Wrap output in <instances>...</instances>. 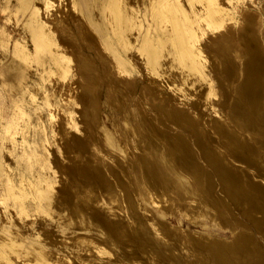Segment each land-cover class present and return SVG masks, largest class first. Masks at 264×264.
I'll return each mask as SVG.
<instances>
[{"label":"bare ground","instance_id":"6f19581e","mask_svg":"<svg viewBox=\"0 0 264 264\" xmlns=\"http://www.w3.org/2000/svg\"><path fill=\"white\" fill-rule=\"evenodd\" d=\"M31 1L15 0V3L18 11L24 12L26 9L29 12L23 24L33 45L34 62L38 70H44L45 74L56 71L55 74L61 77L65 76L69 70V56L63 49H60L51 31L46 27V22L39 19V7L32 5ZM40 1L47 9L52 4L50 0ZM219 2L217 0H71L70 3L76 14L97 32L101 43L109 52L108 55L112 57L117 71L125 73L127 70H132L130 67L133 65V59L130 56L133 55L130 52L134 49L148 72L157 77L160 82L172 86L175 91H180L183 94L187 92L185 88L187 85L195 88V90H191L196 91L197 98L191 104L198 107L201 104L199 100L215 93L212 79L208 76L207 69L205 70L206 56L208 55L204 53L207 51L204 52L205 49L203 50L199 44L200 36L206 32L200 27L199 21L203 19L206 21L207 27L216 29L223 25L224 17L228 15L234 18L235 16L234 10L237 4L233 3V0H228V4H232L230 7L223 6ZM92 10L95 12L92 13ZM85 33L91 36L90 33L86 31ZM252 37L254 38V36H249L246 31L240 33L241 41L239 40V42H241L246 56L244 55L245 60L240 62L242 65H239L240 69H238L240 70V81L237 84L234 83L233 89L231 87L235 97L233 100L231 97V106L225 109L227 110V112L225 111L226 120H223L224 122L217 120L208 122L211 124H208L209 128L214 130L211 132L217 135L216 141L219 148L215 146L216 144H211L210 140L208 141L209 137L212 138L213 133L211 135L209 133V137H206L205 129L201 131L198 126L196 129L193 128V137L191 136L193 146L197 148L201 159L207 163V168L202 166L200 161L198 162L200 158L196 155L197 151L195 152L193 149L191 141L187 140L189 138L185 139L181 136L183 134L179 135L178 129L176 134L175 129L171 126L176 135L166 130L162 131L160 128H156V124L153 125L156 120L153 122L148 120L149 113L146 116L144 112L140 113V110V114L137 115L135 111L130 110L129 107L132 104L125 105V101L133 93L132 87L131 90L127 89L122 86L120 80L112 79V76L105 72L103 80L108 84L109 97L115 99L120 105L119 107L115 104L117 108H120L121 116H123L120 123L116 121L117 137L111 136L102 123H99V126L94 130L91 129L84 138L69 139L68 147L74 156L79 158L78 160L69 165L68 162L72 158H69L66 164H63L64 160L62 164H60L61 162L55 163L56 169L52 167L51 172L46 171L43 176L36 172L35 180L29 179L25 182L29 187H34L33 198L36 199L41 214L45 213L50 216L51 221L47 226L44 225V235L36 238L32 235L31 227L27 225L29 222L21 224L10 214H8V219L1 217L5 221L0 224V254L3 256L5 253L12 254L16 259L30 264H50V262L62 264H187L185 262L187 259L183 258L185 253L182 254L180 251L185 246H181V241H178L179 237L176 236L175 229L166 225L162 214H158L151 207L147 208L148 201L156 203V199L159 198L163 200L162 202H171L168 199L170 200L172 195L177 203L180 199L188 203H185L189 205L188 208L185 207V214L192 216L203 214L211 219L221 217L222 214L219 213L223 212L224 207L230 208L231 202L251 221L253 220L254 227L257 225L259 229L258 233L261 234L259 232L261 230L263 234L264 185L260 184L261 182L251 181L247 172L244 173L240 168L237 169L228 160V158H234V160L245 162L248 166L249 163H254V159H258L261 165H264V51ZM135 41L139 42L136 49ZM15 54L22 60L30 56L17 43L15 44ZM209 57L211 58V55ZM219 62L217 63L219 64ZM17 63L12 60L6 64L5 71L13 79H19L23 75L22 67ZM45 64L47 66L44 68ZM214 66L216 67V65ZM230 67L228 68L231 69V73H234V69L238 68L233 67L232 72V66ZM224 68L222 71H229ZM215 70L220 71V68H215ZM222 71L221 73H223ZM230 74L229 78L233 76ZM222 78L224 77L222 76ZM228 79H223V81L227 82ZM226 82L225 85L228 84ZM42 93H44L42 100L45 104L53 106L52 94L45 93V91ZM224 99L228 98L224 97ZM225 102L224 104L229 103ZM97 104L99 105V103ZM228 105H225L226 108ZM139 109L142 108L138 107ZM98 111L100 112V109ZM172 111L168 112L173 113ZM170 113V117H167L168 114L163 116L167 117L168 119L165 120L169 122L173 119ZM174 114L176 115V112ZM178 115L182 118L185 116ZM159 117L160 123H162L163 117ZM182 118L178 119L183 120ZM174 121H171V124ZM183 121L186 122L185 117ZM164 124L168 125L166 122H163L162 125ZM170 125L168 126L170 127ZM185 125L186 123L181 125L184 127L182 129L186 128ZM187 125L190 126L188 123ZM188 129L190 128L188 127ZM1 136L4 142L7 136L4 132L1 133ZM91 140L96 141L102 151L107 150L105 152L114 158L118 169L109 166L105 172L101 169L102 167H96L93 160L86 159L82 148H86ZM5 147L7 148L6 145ZM43 147L45 148V146ZM58 149L62 152L61 154L67 152L62 146ZM44 150L46 151V148L38 158L41 161V163L39 162L40 167L51 168L48 163V155ZM139 150L148 155L151 162L149 160L148 163L147 159L149 158H146L147 161H143L138 155ZM8 152H11L9 148ZM1 157L2 154H0L2 195L8 196L6 200L3 199V203L10 206L14 199H26L29 194L21 190V184L16 185L11 174L4 173ZM64 157L66 158L67 155ZM197 158L199 159L197 160ZM122 161L124 164L121 163ZM256 164L258 165V163ZM250 166L254 165H249L248 168ZM241 169L244 170L243 167ZM263 170L258 168L255 172L261 176L264 174ZM57 173L60 174V182L58 180L60 187H57L55 191L52 190V183L55 181ZM3 176L5 177L3 178ZM23 179L26 180L24 177ZM215 181L219 183L220 194L214 190ZM170 194L172 195L170 196ZM180 202L182 203V201ZM24 204H21V208L16 204L18 206L16 208L27 215V206ZM229 217L230 215L224 218ZM224 221L226 223V220ZM228 221L231 223L232 220L228 219ZM236 222L239 223L237 219ZM243 226L234 229L232 237L228 240L201 234L198 236L188 235V231L184 232L193 239L192 241L195 242H192L193 244H203L200 249L205 252V256L208 254V257H205L208 259L205 260L208 264H252L246 260L247 256L252 252L258 253L259 250H263L260 246L258 250L256 245H253L254 241H257L256 238L252 235L255 238L253 239L252 233H248ZM179 231L181 234V229ZM177 234L179 233L177 232ZM187 244L185 243V245ZM198 248L195 250H199ZM190 249L193 248L190 247ZM263 252H261V256ZM262 257L264 258V255ZM262 257L258 264H264ZM2 259L0 258V261ZM254 259L258 261L256 255ZM5 262L7 263L6 260ZM202 262L200 263L202 264Z\"/></svg>","mask_w":264,"mask_h":264},{"label":"rangeland","instance_id":"374dc122","mask_svg":"<svg viewBox=\"0 0 264 264\" xmlns=\"http://www.w3.org/2000/svg\"><path fill=\"white\" fill-rule=\"evenodd\" d=\"M35 1L36 0H32L30 3L32 5H37L39 7V12H38L39 19L42 20V22L44 23L46 22L45 23L46 27H48L49 30L51 31L60 49H63L66 55L69 56V63H68L69 72L67 71L65 76L61 77L58 74H55L57 73L56 71H53L54 73H49V74L46 73L47 74L46 75L44 73V70L42 71L38 70L32 55L33 45L29 33L23 24V21L25 20L29 12L26 9H24V12L18 11L16 9V3L14 0H0V146H1L0 154H2L1 162L4 166V173L11 174L14 177V181L16 185L19 186V184H21L20 185L21 190L29 194L27 195L26 199L25 198L23 200L14 199L12 201V205L10 206L6 205L5 202L4 204L3 199L6 200V197L8 196L4 197V195H2L3 193L2 185H1L2 182L0 179V194H1L0 224L3 221H5V219H8V214H10L13 217H15L14 219L16 221L18 222L20 221L21 224H27L29 222L27 225L31 227V232L33 233L32 235L34 237L39 238L40 236H43L44 225L47 226L50 223L51 218L50 216L46 215L43 212H42L43 214H41V210L38 208V203L36 199L33 198L34 187H29L25 182L29 181V179L35 180L34 177L36 175V172L40 173V175L42 176L43 174H46V171L51 172L52 167L53 168L57 167L56 164H59L60 162H61L60 164H62L63 160H64L63 164H66L68 159L72 158L71 161L68 162V165L78 160L79 158L74 156V153L68 147L69 139L84 138V136L88 132H90L91 129L93 130L96 129L99 126V123L100 124L102 123V126L108 131V133L111 136L117 137L115 132L116 125L117 122L120 123L122 121L123 116H121L122 114L119 108L120 105L116 102L115 99H113L112 97L110 99L109 97L110 95L108 94V90H107L108 84L105 80H103L104 79L103 76L105 75L104 74L105 72H107L110 76H112V79L120 80L122 86L126 87L129 90L132 89L133 93H131V95L128 97L130 101L128 99L125 101V105L130 106L129 104H132L129 107L130 110L135 111L137 115L144 112V114L147 116L149 113V115L147 116L149 118L148 120L151 122L156 120L153 122V125L156 124L155 126L157 129L160 128V130L162 131L166 130L169 133L171 132V134L173 133V129H175L174 132L176 134L177 131L179 130L180 133L178 134L179 135L183 134L181 136H183L185 139L189 138L187 140L191 141L190 143L193 149L195 150V152L197 151L196 155L200 158V159L197 158V160L199 159L198 162L200 161V164L202 166L204 165V167L207 168L208 166L207 163L204 162L203 159H201L197 148L193 146L194 145V143H192V139H193L192 137L194 132L193 128L196 129L197 128L196 126H198L201 129V131L205 129L204 135H206V137L207 136L209 137V133L211 135L214 132V130H211L212 128H209L210 126H208V124L214 120L220 122H224L226 120L227 116L225 111L227 112V110L225 109H228L231 106L230 105L232 102L230 100L231 97L232 100L235 97V95L232 94L233 93L232 89L234 85L239 83L240 81L239 80L240 70L238 69H240V66L242 65V63L240 62L245 60L244 57L245 54L243 52L244 48L241 42H239L240 33L246 31V33H248L249 36H254V38L252 37L254 39V42H256L259 45L260 49H263L264 51V0H233V3L237 4L235 5L236 9L234 10V15H235V16L233 15L234 18H231L227 15L228 16V17L226 16L227 18L224 17L223 25H221L216 29H211L207 27L206 21L200 19L199 25L206 32L200 36L201 41L199 42V44L203 50L205 49L204 52L207 51L206 53H204L208 55L206 56L207 61H206L205 70L207 69L206 72L208 76L212 79V87L215 93L210 94L209 97L199 100L201 104L198 107H194L191 104V102L197 98L196 91L195 92L192 91L195 90V88H192L190 85H187V87H185L187 89V92L183 94L180 91H175L172 86L170 85L167 86L165 85V83H162V81L160 82L157 77H155L154 75L148 72L143 62L141 61L138 53L134 49H132L130 52L133 55L130 56L133 59V65H131L130 67L132 70H127L125 73L117 71L116 66L114 65L115 63L112 62L113 61L112 57L108 55L109 52L101 43V40L99 39L100 37H98V34H96L97 32L91 29V26L86 24V22L84 21V19L81 18V16H78L76 14L75 10L71 7V3H70L71 0H50L52 1L51 3L53 4V6L51 4V6H49L48 9L44 6L42 1L40 0L39 1L37 0L36 2ZM217 2H219L223 6L227 5L228 7H230L232 5L231 3L228 4L229 3L228 0H217ZM197 4L199 5V3ZM43 8L44 10H42ZM91 12L94 13L95 10L94 11L92 10ZM85 31L90 33L91 36H88L89 34L87 35ZM16 43L22 46L24 51L28 52L30 56L26 57V59L23 60L20 59L15 54ZM138 43H139L138 41L134 42L135 49ZM210 55L211 58L209 57ZM10 59L11 61L13 60L16 63L18 62L17 64H19V66L22 67L23 75L19 79H13L5 71L6 64L8 63V61L11 62ZM212 60L214 61L216 60V61L214 62ZM217 60H221L222 62L223 61L224 62L222 63L221 61L219 62ZM226 61H227V65H226ZM217 62H219L220 65ZM221 64L223 65L225 64L224 65L225 68ZM214 65H216V67ZM233 65H235L238 68L234 69L236 72L234 71V73H231L230 66H232V72H233V67H235ZM46 66L47 65L45 64L44 68ZM227 66L230 68H228ZM215 68L216 69L220 68V71L219 70L216 71ZM223 68L224 70L229 69V71L228 70L222 71ZM53 69L55 70V68ZM98 71L101 73L99 74ZM221 71L223 73H221ZM237 71L239 72V74H237L238 73ZM221 74L224 78H222ZM229 74L233 76L229 78L228 77ZM235 75L236 77H234ZM226 78L230 79V81L228 79L230 84L228 83V81L226 82V80L223 81V79ZM225 82L226 84L227 83L228 84L225 85ZM223 84L225 87L222 86ZM42 88L43 91H45V93H49L50 95L52 94L51 99L53 100L54 103L53 106L46 105L44 100H42L44 94L42 93L43 92ZM189 93L190 94L192 93L191 96ZM224 97L228 98L227 99L228 101L225 100ZM98 100L100 101L98 102ZM107 102L110 103L108 104ZM224 102L225 103L229 102L228 103L229 105L224 104ZM96 103H99V105L101 104V106H99L98 104L97 106ZM56 104L58 105L56 106ZM115 104H117L119 107L117 108ZM93 105L96 107H94ZM225 105H228V107L226 108ZM138 107H141L142 109L138 110ZM98 109H100V112L98 111ZM166 110L168 111L170 110V112L172 110L174 111H172L173 113H170ZM24 111H27L28 113L25 112L26 113L25 114ZM95 111L99 113H96ZM175 112L176 115L174 114ZM151 113L154 115V118ZM169 113L171 114V118H173L171 121L175 120L174 121L175 124L172 122L173 125L171 124V121L169 122L168 120H165L167 117H170ZM97 114L99 115L96 116ZM178 114L180 115L182 114L185 116H183L182 118ZM156 115L162 117L167 115V117H163V119L161 118L162 123H160L161 122V120H159L160 117L159 116L157 117ZM184 117L186 119V122L183 121ZM178 118L179 119L182 118L183 120H179ZM176 120L179 122H177ZM181 121L186 123L185 127L187 129L189 127L190 128L188 129L189 131L186 128L182 129L184 127H181V125L183 126L185 123ZM163 122L164 123L166 122V124L168 125L171 124L170 127L165 124L164 125L166 127L162 125ZM187 123L190 124V126L187 125ZM171 126L173 129L171 128ZM169 128L170 130H167ZM2 132H4L7 136L6 140L4 141L5 143L1 138ZM188 135L192 137L190 138ZM216 136L217 135L213 133L211 135L212 138L209 137L208 141L210 140L209 142L211 144L214 143V145L216 144L215 146L219 148L218 143L216 141ZM89 143L86 148L84 147H83L84 149L82 148V151L86 155L87 157L86 159L88 161L93 160L95 166L98 168L102 167L101 169L105 170V172L107 171L109 166L118 169V167L114 162L115 161L114 158L105 152L107 150L102 151L101 148H99L100 146L98 145V143H96V141L94 140L89 141ZM38 144L40 147L38 146ZM42 144L46 148V151L45 150L44 151L48 155L47 156L48 163L50 164L51 168L40 167L39 162L41 163V161L38 160V158L40 154L43 153V149H45L42 146ZM5 145L7 146V148L5 147ZM60 146L64 147L67 152L61 154L62 152H60L58 149ZM215 146L214 148H217ZM8 148L11 151L10 153L8 152ZM138 152L142 153V154L138 153V155L143 161L148 160L149 163L150 160L151 162V158H149L148 155H146L140 150ZM65 155H67L68 157V158L66 157L67 159L64 157ZM141 155L144 156L142 157ZM146 158L149 159L146 160ZM228 160L229 162H231L232 165H234V167L236 166L237 169L240 168V170L244 171V173L247 172L249 175L248 174L246 175H248L251 181L256 183L261 182L260 184L264 185V174L258 176L256 173L258 168H260L261 170L264 169V165L263 166L261 165L260 160L254 159L253 160L254 163L255 164L258 163V165L257 164L255 165L252 162L251 164L249 163V165L253 164L254 166H250L249 168H248L249 165L246 166L245 162L234 160V158L233 159L228 158ZM121 163H123V161ZM242 167L244 168V170L241 169ZM262 172H264V170ZM55 175H56L54 178L55 181L52 183L53 185L52 190L56 191V188L60 187L59 186L60 174L57 173ZM4 177L5 176H3V178ZM23 177L26 178V180H24ZM24 184L26 185L24 186ZM215 188L214 190L218 194H220L221 192L218 181H215ZM171 195L172 194H170V196ZM172 196L170 200L168 199V201L171 202H166V201L162 202L163 200L159 199L158 197L157 198L160 200V202L158 199H156V203L155 201L154 203L148 201L147 208L151 207L158 214L160 215L162 214L163 220L167 223L165 224L171 227V229L173 230L175 229L174 232L176 233V236L178 235L177 237H179L178 241L179 240L181 241L182 243L181 246L182 245L185 246L184 248H182V250L184 249L185 252L182 250L180 251L182 254L185 253L183 254L184 255L183 258L184 260L187 259L185 260L187 264L189 261L191 262V263L189 262V264H196V263L201 264L200 262L202 261L205 262V263L202 262V264H208L206 262L208 260L206 259L208 257V254H206L207 256H205V252L202 251V249H200V246L203 247V244H198V245L193 244L195 242H193L192 241L193 239H191L190 236L188 235L193 234L194 236H198L199 234H201L207 237L214 236V237H219L222 240H228L232 237V231L240 226L242 228V225H244L245 227L243 226V228L246 229L248 233L251 232L252 233V234L250 233L251 236L253 235L258 241V242L254 241L253 245H256L258 250L260 249L258 248L260 246L261 249L264 251V236H263L264 232L262 234V231L260 230L259 232H261V234L258 233L257 230L259 229L257 228V225L256 227H254L255 224L253 220L251 221V219L247 217L246 214H243V212L237 206H234L233 203L230 202L231 204L230 208L224 207L225 209H223L222 210L223 212L221 213H219V210H217L219 214H222L221 217L216 211H214L219 217L218 218L216 217V219H211L209 216L203 214H195L193 216L191 214L189 215L185 214L184 211L186 210V208H188L189 205H186L188 203L185 202V200H181V199L180 201H182V203L180 201L177 203V201H175L174 196L173 197ZM8 202L10 203V200H8ZM16 204L19 207L21 206V204L27 206V212H28L27 215L24 212L21 213L19 209L16 208L18 207ZM7 206L8 209L6 208ZM235 207H237L238 209ZM35 209L37 212L35 211ZM229 215L231 218L230 217L227 219L224 218V217H228ZM1 217L5 219L2 220ZM235 218L239 223L236 222ZM228 219H230V221L231 220L235 221L237 224L232 221L231 223L228 221L229 222L228 224L227 222ZM223 220H226V223L225 221L223 222ZM179 228L181 229V234L183 233L182 235L180 234ZM184 231L186 232L188 231L187 233L188 235H186L185 234L186 232ZM177 232L179 234H177ZM184 235H186L185 236L186 238L182 237ZM253 236L252 238L255 239ZM187 240L191 242H188ZM185 243L186 244L190 243L193 247L190 244L185 245ZM190 247L193 249L191 250ZM196 247L197 248L199 247L198 248L199 250H195L197 249ZM263 251L259 250L258 252L259 254L256 252H255L256 254L252 252L251 254H249L250 257L249 255L247 256L246 260L254 264V261L256 260L255 259L253 260V258H255L256 255V259H258V261H256V264L260 263L261 260L259 259H261V257L264 255ZM261 252H263L262 256H261ZM4 255L5 256L0 254L1 259L5 258L4 261H2L3 260L2 259L0 263L1 262L6 263L5 262L6 260L8 264H13V263L30 264L27 262H22L17 258L19 260L18 261L15 256H12V254L11 255L8 254L9 255L8 256L5 253ZM203 256L204 258L205 257L206 258L204 259ZM250 258H252V260H249ZM262 259L264 258L262 257ZM51 263L62 264L59 262L58 263L50 262V264Z\"/></svg>","mask_w":264,"mask_h":264},{"label":"crops","instance_id":"0c3cea01","mask_svg":"<svg viewBox=\"0 0 264 264\" xmlns=\"http://www.w3.org/2000/svg\"><path fill=\"white\" fill-rule=\"evenodd\" d=\"M15 1V0H14Z\"/></svg>","mask_w":264,"mask_h":264}]
</instances>
